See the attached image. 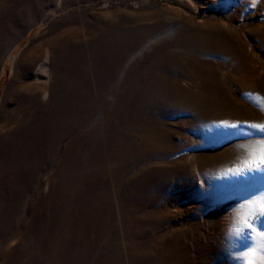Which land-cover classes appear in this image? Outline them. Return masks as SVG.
Masks as SVG:
<instances>
[{"label": "rangeland", "instance_id": "1", "mask_svg": "<svg viewBox=\"0 0 264 264\" xmlns=\"http://www.w3.org/2000/svg\"><path fill=\"white\" fill-rule=\"evenodd\" d=\"M236 123L264 124V0H0V264H248Z\"/></svg>", "mask_w": 264, "mask_h": 264}, {"label": "snow or ice", "instance_id": "2", "mask_svg": "<svg viewBox=\"0 0 264 264\" xmlns=\"http://www.w3.org/2000/svg\"><path fill=\"white\" fill-rule=\"evenodd\" d=\"M218 127L220 128L221 133L231 134L234 136L242 135V128L247 129L248 136L258 134L262 138L258 150H254L252 152V159L247 163L246 168L242 169L238 173H235V175L243 178L245 175L252 173H264V124L241 125L236 123L231 125H221ZM242 208L248 209V212L247 215L244 216V219L239 221L236 225L237 235H242L246 228L252 226L254 219L259 220L260 222L264 221V194H261V199L258 205L256 203L244 204L242 205ZM256 226L259 227V225ZM259 239L264 241V229H261ZM248 264H264V244H261L256 249L253 258L248 261Z\"/></svg>", "mask_w": 264, "mask_h": 264}, {"label": "bare ground", "instance_id": "3", "mask_svg": "<svg viewBox=\"0 0 264 264\" xmlns=\"http://www.w3.org/2000/svg\"><path fill=\"white\" fill-rule=\"evenodd\" d=\"M34 51H35V49H34ZM34 51L28 48V50H26V52H25L26 54L21 56V58L19 60V64L22 65V63H26V64L30 63V61L34 58V54L36 53V52L34 53Z\"/></svg>", "mask_w": 264, "mask_h": 264}]
</instances>
